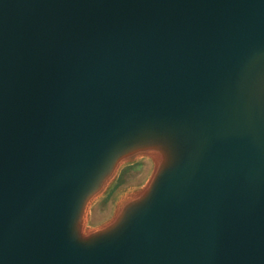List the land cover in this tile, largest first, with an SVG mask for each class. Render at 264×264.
<instances>
[{"label":"water","instance_id":"95a60500","mask_svg":"<svg viewBox=\"0 0 264 264\" xmlns=\"http://www.w3.org/2000/svg\"><path fill=\"white\" fill-rule=\"evenodd\" d=\"M0 264H264V0H0Z\"/></svg>","mask_w":264,"mask_h":264},{"label":"rangeland","instance_id":"374dc122","mask_svg":"<svg viewBox=\"0 0 264 264\" xmlns=\"http://www.w3.org/2000/svg\"><path fill=\"white\" fill-rule=\"evenodd\" d=\"M153 167L148 157H139L121 166L117 177L89 208L87 228H95L107 222L117 203L127 195L141 189L147 182Z\"/></svg>","mask_w":264,"mask_h":264},{"label":"crops","instance_id":"0c3cea01","mask_svg":"<svg viewBox=\"0 0 264 264\" xmlns=\"http://www.w3.org/2000/svg\"><path fill=\"white\" fill-rule=\"evenodd\" d=\"M152 172V171H151Z\"/></svg>","mask_w":264,"mask_h":264}]
</instances>
